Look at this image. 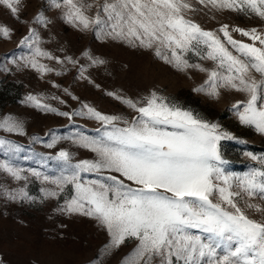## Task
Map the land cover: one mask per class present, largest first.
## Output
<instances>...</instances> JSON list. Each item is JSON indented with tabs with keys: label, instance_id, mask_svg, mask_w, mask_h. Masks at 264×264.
Instances as JSON below:
<instances>
[{
	"label": "snow or ice",
	"instance_id": "snow-or-ice-1",
	"mask_svg": "<svg viewBox=\"0 0 264 264\" xmlns=\"http://www.w3.org/2000/svg\"><path fill=\"white\" fill-rule=\"evenodd\" d=\"M0 4L19 19L21 0H0ZM51 4L79 31H92L97 39L152 51L181 73H206L207 79L194 92L216 100L224 92L244 94L246 99L237 100L231 109L241 124L264 134V0H51ZM224 12L258 18L262 24L242 27L220 23L208 29L195 18L208 13L215 19V14ZM36 22L48 23L43 12ZM10 34L7 26L0 25V35L10 38ZM20 46L30 53L20 56V63L13 58L18 68L56 71L41 63L43 57L62 66L58 75L71 65L77 67L79 78L100 87L90 79L88 69L107 61L91 50L83 53L87 64L72 56H55L40 47L35 28L21 39ZM193 58L201 62H193ZM203 61L212 66L206 67ZM105 94L135 115L107 114L83 102L78 110L62 111L46 102L64 103L60 97H26V103L43 112L70 120L86 117L100 124L97 136L77 134L74 140L95 153L94 159L73 163L71 154L61 149L49 157L64 163L65 171L60 175L28 170L36 179L55 186L42 188L45 198L57 197L73 186L75 194L56 211L94 218L105 228L110 241L103 254L135 241L123 264H264V156L245 152L252 160H259L260 167L242 175L227 172L222 166L220 141L237 138L222 130L219 123L158 89L135 98L122 91ZM0 128L24 132L23 125L11 117L0 120ZM59 139L51 135L47 147H54ZM0 148L19 151L21 146L0 138ZM0 169L18 181L29 178L23 169L8 162H0ZM85 173L96 178L85 179ZM5 194L13 201L35 199L23 188L5 190ZM249 210L259 213L260 219L250 216Z\"/></svg>",
	"mask_w": 264,
	"mask_h": 264
},
{
	"label": "rangeland",
	"instance_id": "rangeland-1",
	"mask_svg": "<svg viewBox=\"0 0 264 264\" xmlns=\"http://www.w3.org/2000/svg\"><path fill=\"white\" fill-rule=\"evenodd\" d=\"M41 12L48 21L46 25L36 22ZM211 15L202 13L195 18L208 29L216 28L220 23L242 27L262 24L258 18L231 12L217 13L215 19ZM0 25L11 30L10 38L0 35V120L11 117L24 128L23 133L0 128V138L21 146L19 151L0 148V162L23 169V174L29 177L26 181H18L0 169V264H93L94 261L96 264H123L124 258L135 247V241H129L109 254H103L105 245L110 241L105 228L94 218L56 211L75 194L73 186H67L57 197H44L42 188L55 186L36 179L28 170L37 169L49 176L60 175L65 171L64 163L49 157H55L61 149L71 154L73 163L94 159L95 153L74 140L77 134L97 136L99 133L96 130L100 124L86 117L75 116L70 120L56 113L43 112L25 102L29 94L60 97L64 103L51 99L46 102L62 111L78 110L83 102L101 112L130 118L135 113L105 93L122 91L135 98L147 94L151 89H158L186 108L219 123L222 130L237 138L220 141L225 161L222 166L227 172L242 175L260 167L259 160H252L244 153L264 156V134L241 124L231 109L232 104L246 97L230 91L224 92L216 100L194 92L193 89L207 79L206 73H181L157 59L152 51L132 48L118 41L97 39L92 31H79L65 22L62 10L52 6L51 0H21L19 19L0 4ZM32 28L37 30L40 47L55 56H72L87 64L83 53L91 50L93 55L105 59L106 65L89 68L87 73L100 87L96 88L79 78L77 67L71 65H67L68 70L58 75L62 66L55 60L40 58L41 63L56 69L47 73L30 67L18 68L12 63L13 58L18 60L20 56L30 53V49L20 46V41ZM234 35L241 38L239 34ZM193 62L201 61L193 58ZM202 63L206 67L212 66L208 61ZM64 89H68V93ZM73 96L79 99H73ZM51 135L61 139L49 148L47 144L51 142ZM83 175L85 179L96 178L95 174ZM21 188L35 199L13 201L5 194V190ZM248 214L260 219V214L252 210ZM190 231L198 233L199 230Z\"/></svg>",
	"mask_w": 264,
	"mask_h": 264
}]
</instances>
